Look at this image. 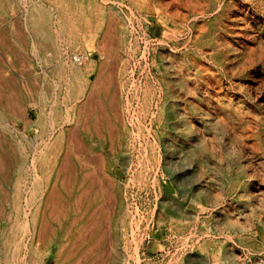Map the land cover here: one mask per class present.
<instances>
[{"label":"bare ground","instance_id":"obj_1","mask_svg":"<svg viewBox=\"0 0 264 264\" xmlns=\"http://www.w3.org/2000/svg\"><path fill=\"white\" fill-rule=\"evenodd\" d=\"M63 1L53 7L50 0L48 5L45 0H0V17L20 10L24 31L11 21L9 32L12 37L26 34L38 52L36 57L52 66L43 73L51 76L57 92L55 108L49 110L42 87L39 132L31 136L27 132L35 125L29 115L35 104L32 86L21 79L24 74L17 64L0 62V186L4 187L0 220L7 223L0 226V264H124L127 258V123L120 119V114L125 115L123 90L117 95L109 54L104 60L89 61L88 66L96 68L93 81L80 67L82 54L65 55L60 36L52 41L51 26L65 20ZM67 3L85 21L84 0ZM184 6L195 16L190 38L201 47L193 49V60L190 51L184 55L185 71L173 63L162 65L161 99L171 102L154 112L161 125L154 130L153 145L160 154L156 172L163 168L179 185L192 168L197 181L178 194L160 188L162 216L157 223L165 227L170 239L179 236L177 248L187 264H247L243 247L254 235L249 214L255 215L256 209L249 197L253 190L244 187L253 182L241 163L246 150L264 152V0H230L215 7L212 15L203 0H186ZM105 10L96 4L98 36L110 51L114 46L108 44V36L114 23ZM197 13L212 16L213 21L201 24ZM0 44L16 51L5 43L2 32ZM51 50L55 52L52 58ZM203 55L209 57L213 69L201 63ZM12 58L20 56L8 55ZM64 89L72 99H79L66 111V119L75 121L77 132L61 125L64 112L59 102ZM153 98L148 102L152 111ZM163 106L166 111L162 113ZM55 131L58 134L49 133ZM210 151L224 154L226 176L220 170L223 158L211 162L206 158ZM206 168L210 174H204ZM215 185H224L223 191L231 195L226 206ZM197 200L203 204L199 210L190 206ZM196 222L200 226L189 229ZM259 253L253 258L264 264Z\"/></svg>","mask_w":264,"mask_h":264},{"label":"rangeland","instance_id":"obj_2","mask_svg":"<svg viewBox=\"0 0 264 264\" xmlns=\"http://www.w3.org/2000/svg\"><path fill=\"white\" fill-rule=\"evenodd\" d=\"M239 1L241 0H235V2ZM226 2L230 0H203L204 6L211 9L208 15L213 14L215 7ZM45 3L48 5L49 0H45ZM185 3L186 0H96V3L91 4L93 13L91 34L84 38L78 48L64 52L65 55L82 54L80 67L93 81L96 68L88 66L89 61L93 58L98 61L104 60V55L109 54L110 66L115 70L117 95L123 90L122 105L125 115L120 114V119L122 124L127 123V174L124 175V181L127 182V258L124 264H187L185 259H181L182 254L177 248L179 236L175 235L173 239H170L165 236V227L157 223L162 213L163 195L160 188L162 187L164 192L173 194H178L181 190L188 191L197 181L196 174L190 168L178 185L162 170L163 168L156 172L160 154L158 147L153 145L154 130L161 125L159 115H155L154 112H160L158 108L163 103L171 102V99L167 101L161 99L164 85L160 83L158 77L161 76L162 65L173 63L175 68L185 71L187 64L184 55L190 51V57L193 60L196 56L193 49L201 47L194 38H190L189 30L195 16L185 8ZM96 4L106 8L105 12L109 21L114 23L112 33L108 36V44L114 46L113 50L106 51L105 41L98 36ZM195 15L201 24L206 19L213 21L212 16L205 18L199 13ZM11 21L16 28L24 31L20 10L12 16L1 15L0 32L3 33L5 43L10 46V49L16 51L10 52L3 44H0V62L4 64L10 61L17 64L24 74L21 79L32 86V102L35 104L33 108L30 107L29 115L34 119L35 125L27 133L35 136L39 132L38 98L43 86L49 99L47 108L49 110L55 108L53 97L57 92L53 88L51 76L43 73L44 70H51L52 66L42 64V61L36 57L38 52L32 49L26 34L12 37L9 32ZM12 54H18L20 58L8 59V55ZM176 54L181 57L177 58ZM200 61L206 68L213 69L214 65L211 64L209 57L203 55ZM171 87L178 91L176 86ZM62 94L60 102L58 101L64 112L61 115V125L65 124L69 129H73L71 132H77L75 121L66 119V111L72 110L73 105L79 103V99H72L69 91L65 89ZM151 95L154 96L153 101H155L153 111L148 106ZM117 106L120 111V106ZM164 111L166 108L163 106L162 113ZM49 133L58 134V131ZM129 148L132 149L130 154H128ZM223 155L210 151L206 158L211 162L216 157L223 158V167L220 170L221 175L226 176L228 169ZM241 164L242 170L250 175V182H253L252 185L244 187L253 190L249 197L256 209L255 215L249 214V221L254 224L255 231L253 237L247 240L249 246L243 247V257H246L247 264H259L253 257L259 252L264 256V185L257 183V181L264 183V152L246 150ZM187 165L191 164L186 163ZM192 165H196V162L194 161ZM204 174H210V171L206 168ZM155 176H158L157 181L154 179ZM254 182L256 186H253ZM223 187L225 186L215 185L217 192H221L222 203L226 206L232 197L223 191ZM3 189L4 187L0 186V200L4 197ZM190 206L199 210L203 204L197 200V202H191ZM6 224V220H0V226ZM199 226L200 223L196 222L189 229L195 230ZM153 227L154 231L150 233Z\"/></svg>","mask_w":264,"mask_h":264},{"label":"crops","instance_id":"obj_3","mask_svg":"<svg viewBox=\"0 0 264 264\" xmlns=\"http://www.w3.org/2000/svg\"><path fill=\"white\" fill-rule=\"evenodd\" d=\"M59 1L61 2L62 0H50V4L54 7L56 4L60 3ZM89 1L90 0H84L86 10L85 21L79 20V17L74 11V8L71 10V5L67 3V0L63 1V8L66 9H64L63 11V13L65 14V20L61 24L57 22L53 23L54 26H51L52 41H54L55 36L57 38L61 37L63 39L62 42L65 45L66 50L76 49L80 46V44L84 41V38L87 35H90L92 32L93 13L92 5ZM54 53L55 52L53 50L49 51V54H51V58L54 57Z\"/></svg>","mask_w":264,"mask_h":264}]
</instances>
